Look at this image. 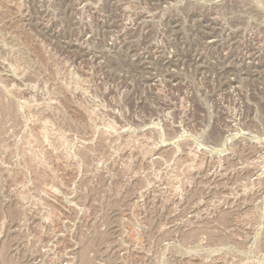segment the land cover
Here are the masks:
<instances>
[{
    "label": "rangeland",
    "instance_id": "1",
    "mask_svg": "<svg viewBox=\"0 0 264 264\" xmlns=\"http://www.w3.org/2000/svg\"><path fill=\"white\" fill-rule=\"evenodd\" d=\"M0 264H264V0H0Z\"/></svg>",
    "mask_w": 264,
    "mask_h": 264
}]
</instances>
